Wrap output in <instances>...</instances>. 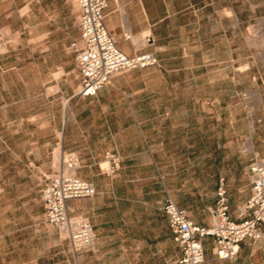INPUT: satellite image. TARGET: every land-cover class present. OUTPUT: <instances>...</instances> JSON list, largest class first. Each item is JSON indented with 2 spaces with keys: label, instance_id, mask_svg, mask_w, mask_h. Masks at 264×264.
Returning <instances> with one entry per match:
<instances>
[{
  "label": "rangeland",
  "instance_id": "obj_1",
  "mask_svg": "<svg viewBox=\"0 0 264 264\" xmlns=\"http://www.w3.org/2000/svg\"><path fill=\"white\" fill-rule=\"evenodd\" d=\"M196 2L190 9H197L199 14L192 15L186 25L187 30H199L193 77L188 80L193 86L174 98L171 115L182 120L183 125L164 129L169 136L179 137V141L182 136L184 149L179 148L175 158L166 160L165 173L158 180H165L194 207L211 212L215 178L220 174L235 177L243 192L250 187L252 178L247 166L254 153L248 147V129L257 117L254 102L260 103L259 95L264 96V0ZM78 14L77 0H0V264H10L9 253L20 232L14 230L17 226L25 228L26 260L39 255L46 263L49 259L58 261L63 248L60 241L68 238L55 228L57 254H39L50 241L47 232L37 231L31 218L40 209V191L32 170L34 160L20 159L18 148L26 140L30 146L38 140L44 142L51 134L50 122L55 124L58 144L52 152L55 159L51 175L59 170V152L63 149L59 143L63 122L60 63L65 61L77 68L69 47L81 40ZM168 22L174 34L171 41H177V32H183V18L170 17ZM188 82L186 79V86ZM6 142L10 148L2 151ZM104 160L105 157L98 162L101 171ZM24 182L32 189L23 190ZM151 185L154 186L152 182ZM142 187L144 183H131L129 189L118 191L120 206L116 211L103 208L115 218L111 232L115 230L116 237L110 239L109 247L136 245L134 230L143 227L152 216L145 202L155 186ZM44 208L46 220L45 203ZM154 209L151 249L143 250L141 255L131 248L128 254L116 249L105 255L104 264H177L176 247L170 240L166 242L164 235L166 217L161 202Z\"/></svg>",
  "mask_w": 264,
  "mask_h": 264
},
{
  "label": "crops",
  "instance_id": "obj_2",
  "mask_svg": "<svg viewBox=\"0 0 264 264\" xmlns=\"http://www.w3.org/2000/svg\"><path fill=\"white\" fill-rule=\"evenodd\" d=\"M196 1L198 0H107L105 23L109 32L116 36L119 46L129 54L153 51L159 63L116 74L112 82L102 87L95 96H74L80 84L78 70L61 61L60 68L63 71L59 85L62 92L60 97L63 122L59 143L64 150L74 151L79 155L80 166L75 169V173L93 182L97 188L96 195L69 200L68 207L72 214L84 215L91 220L96 230L95 242L90 249L74 253L70 240L66 238V241H60L63 248L59 251L62 256L58 261L49 259L46 263L41 261L39 255H33L31 259L26 260L23 239L25 228L23 225L17 226L14 230L20 232L15 246L9 253L10 264H104L105 255L114 253L116 249H119V253L128 254L130 248L135 254L141 255L143 250L146 252L152 246L153 212L156 213L154 207L158 202L162 205L169 196L177 204L187 208L196 222L211 224L209 210L194 207L189 200L176 194L165 180H158L159 175L165 173L166 160L169 157L175 158L174 154L179 148L184 149V138L181 136L179 141V137L169 136L164 129L183 125L182 120L172 118L174 98L185 94L186 87L193 86L188 80L193 77L194 50L199 47V30H187L186 25L190 24L192 15L199 14L197 9H190L197 4ZM176 6H179L180 10H176ZM176 16L183 18L184 28L181 27L182 33L177 32V41L173 42L171 39L174 34L168 21L170 17ZM126 33L131 35L130 38L126 37ZM147 35L152 36L151 42L146 40ZM69 51L74 53L70 47ZM74 59L76 62V58ZM258 98L261 102L257 103V117L251 121L252 128L248 129V147L254 153L252 160L256 157L264 158V96L260 95ZM49 128L51 134L44 142L40 143L38 140L30 146L31 142L26 140L24 146L18 148V157L26 162L34 160L32 170L37 177L36 189L40 191V209L35 215H31V218L34 219L37 231L47 232L45 235H48L50 241L46 250L38 252L40 254L41 251H48L55 257L58 244L55 228L58 227L44 220L45 208L41 193L54 172L55 158L52 152L58 144L56 125L52 126L50 122ZM174 140H177L176 143ZM6 144L2 151L10 148L9 143ZM109 150L118 151L122 156V164L117 174L101 171L98 164ZM250 162L247 166L248 173ZM222 178L228 189L232 217L237 218L239 207L251 194L252 179L248 191L243 192L235 177L220 174L215 178V203L209 205L210 208L216 205L217 189ZM151 182L155 188H151L154 187ZM131 183H144L143 189L147 186L151 188L148 194L151 197H148L145 203L151 208L152 216L148 222L145 221L143 227L134 230L136 245L129 248H111L110 239L116 237V231L111 232L115 218L103 211V208L112 207L113 211H116L120 206V196L117 192L129 189ZM31 189L32 186L24 182L23 190ZM165 217L164 235L166 242L170 240L176 247L178 264V259L183 253L182 248L174 239L166 214ZM21 219L23 220L20 222L24 221L23 216ZM261 228L263 236L257 240H243L240 252L234 260L219 258L213 250V237H205L206 260L202 264H264V223Z\"/></svg>",
  "mask_w": 264,
  "mask_h": 264
},
{
  "label": "built area",
  "instance_id": "obj_3",
  "mask_svg": "<svg viewBox=\"0 0 264 264\" xmlns=\"http://www.w3.org/2000/svg\"><path fill=\"white\" fill-rule=\"evenodd\" d=\"M81 40L71 44L75 54L80 84L74 96H95L120 72L146 68L159 63L153 51L134 54L125 52L115 35L105 23L107 0H77ZM126 33V37L130 38ZM146 40L152 41L147 35ZM59 170L51 175L42 188L46 207V220L61 229L70 240L74 253L89 247L96 238L91 220L84 215H74L68 207L69 200L94 196L97 188L93 182L75 173L80 166L79 155L74 151L60 150ZM107 174H114L121 167L122 156L109 150L102 163ZM252 178L251 194L239 207L238 217L233 218L230 197L224 178L217 189L216 205L211 208V224L196 222L187 208L169 196L162 204L174 239L182 248L178 264H202L206 260L204 238L212 236L214 253L222 259L234 260L246 238L257 240L263 236L264 223V158L256 157L249 164ZM78 264H83L78 262Z\"/></svg>",
  "mask_w": 264,
  "mask_h": 264
},
{
  "label": "bare ground",
  "instance_id": "obj_4",
  "mask_svg": "<svg viewBox=\"0 0 264 264\" xmlns=\"http://www.w3.org/2000/svg\"><path fill=\"white\" fill-rule=\"evenodd\" d=\"M245 68V67H244ZM259 97H260V95H259ZM259 99V98H258ZM258 103V101H256V102H254V104H257ZM251 124H252V122H251ZM59 155L61 156V153L59 152Z\"/></svg>",
  "mask_w": 264,
  "mask_h": 264
}]
</instances>
